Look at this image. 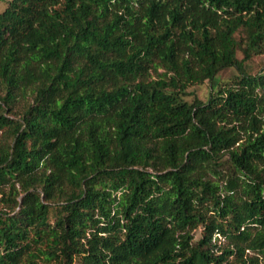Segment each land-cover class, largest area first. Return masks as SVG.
<instances>
[{
	"label": "trees",
	"instance_id": "16d2710c",
	"mask_svg": "<svg viewBox=\"0 0 264 264\" xmlns=\"http://www.w3.org/2000/svg\"><path fill=\"white\" fill-rule=\"evenodd\" d=\"M263 52L264 0H8L0 264H264Z\"/></svg>",
	"mask_w": 264,
	"mask_h": 264
},
{
	"label": "rangeland",
	"instance_id": "374dc122",
	"mask_svg": "<svg viewBox=\"0 0 264 264\" xmlns=\"http://www.w3.org/2000/svg\"><path fill=\"white\" fill-rule=\"evenodd\" d=\"M8 0H0V11H2L6 5ZM239 58H243V54L239 53ZM244 71L250 74H258L264 69V52L260 54H254L251 59L244 62ZM159 73L164 72V69L159 68ZM158 72L155 70L150 71V76L153 78L158 77ZM241 74V70L237 67H231L222 70L217 78L214 80L213 84L210 81L206 80L203 83L195 84L189 87V95L187 98L189 100H193L195 97H199L202 100L206 101L210 94L211 88L213 86L214 90H217L222 86H229L235 84ZM34 93L31 88H26L25 90H21L19 95L17 96L11 116H21L26 107L33 101ZM200 237V231L197 233V238Z\"/></svg>",
	"mask_w": 264,
	"mask_h": 264
}]
</instances>
